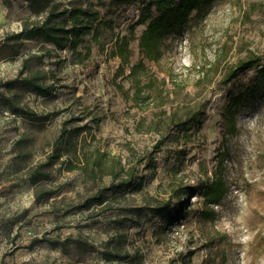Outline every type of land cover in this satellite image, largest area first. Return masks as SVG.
<instances>
[{
	"label": "rangeland",
	"instance_id": "374dc122",
	"mask_svg": "<svg viewBox=\"0 0 264 264\" xmlns=\"http://www.w3.org/2000/svg\"><path fill=\"white\" fill-rule=\"evenodd\" d=\"M144 1L122 13L109 0H54L59 9L82 5L113 21L99 44L88 37L77 61L40 38L17 37L19 25L47 12L36 15L29 0H0V264H264V82L255 69L225 83L241 60L264 64V0H210L163 38L155 61L140 49L146 26L131 34ZM118 35L130 40V66L143 63L149 74L142 90L112 54ZM25 77L53 91L39 94ZM240 96L235 109L230 103ZM192 115L195 125L180 124ZM170 124L179 126L170 131ZM79 129L70 152L66 143ZM77 149L79 157L106 153L109 166L110 156L126 170L136 166L142 190L110 196L107 208H81L112 179L68 171L64 161ZM55 150L59 161L42 170L51 177L34 184L30 175ZM218 178L227 194L206 221L201 187ZM182 191L189 193L179 201ZM169 197L172 209L156 214L153 200Z\"/></svg>",
	"mask_w": 264,
	"mask_h": 264
},
{
	"label": "trees",
	"instance_id": "16d2710c",
	"mask_svg": "<svg viewBox=\"0 0 264 264\" xmlns=\"http://www.w3.org/2000/svg\"><path fill=\"white\" fill-rule=\"evenodd\" d=\"M31 2L32 11L38 15L47 12V16L41 19L39 23H26L23 25V31L17 35L20 40H32V39H42L44 43L54 45L58 50H69L71 51L73 57L77 61L83 58V53L80 51L89 36H92L93 41H97L100 34L101 28H112V20L104 19L101 16V12L94 10L90 7H83L82 5L70 4L69 7H63L59 9V4L53 2L54 0H29ZM109 7L112 10H118L122 13H127L132 4L137 3L138 0H109ZM210 0H149L144 1L142 11L140 12L139 18L135 25L131 29L132 37L135 32L136 26L143 25L146 26V30L143 32L140 38V49L143 51L144 55L153 61L161 58L162 54L160 52V46L162 45L163 38L171 34H177L190 20L194 11L200 14L206 8L205 6ZM98 4H104L105 0H96ZM53 4V5H52ZM52 6L50 11L47 10L48 6ZM116 44L113 50V56H117L121 60L122 69L125 66L129 67L130 76L135 77V84L138 86L137 91L142 90V80L143 78H148L149 74H145L143 69L145 65L143 63H138L136 65L130 66V40L127 37L119 36L116 38ZM87 55L91 54V49L87 48ZM24 63H27L24 62ZM26 68L24 64L23 69L19 72V77L12 80V83H17L21 81L23 72ZM259 70L260 80L264 82V64H262V59L260 57L249 58L247 60H241L239 63L228 73L225 83H230L236 80L241 73L248 70ZM145 76V77H143ZM26 82L28 86L34 89L39 94H50L53 91L52 85H46L43 82H39L36 77H25L22 79ZM148 85H151V80L148 81ZM243 98L238 97L232 99L231 106L237 108L241 105ZM10 113V112H9ZM15 116V115H14ZM229 118L228 122L231 125L235 124V115H226ZM198 122V117L192 115L187 123H180L195 125ZM179 125H171L170 131ZM82 130V129H81ZM81 130L77 132L74 131L71 136H73L70 142L66 143V149L72 152L73 145L75 144L76 138L81 135ZM77 148V145H76ZM75 149V148H74ZM58 151V150H57ZM56 150L52 155L49 156L47 162L43 165L39 164L30 175L29 179L34 184H38L43 179H49L52 172H42L43 168L46 166H55L60 159V155ZM79 150H75V157H69L64 161L67 165L68 171L72 172L77 168H81L86 173H90L92 177L99 176L102 177L105 174L109 175L111 184L109 187L104 189H99L93 194L88 200H86L81 208L90 210L93 206L106 207L109 203L110 196L116 198L122 194L125 196V192L133 189L136 191L142 190L143 177L138 178V169L136 166H131L126 170L123 166L121 160H117L115 157H108L113 159V162L108 163L102 160L107 154L103 155L97 153V156L93 158H88L85 154L79 157ZM151 154L150 156H152ZM76 158L77 162L74 160ZM55 162V163H54ZM76 162V163H75ZM144 162L149 165L154 164L152 157H146ZM203 191V197L205 198V205L207 208L203 211V217L206 221H212L214 219V211L210 209L213 203H220L227 194L226 185L222 178H218L212 181L211 185L201 187ZM189 192L182 191L179 193V201L183 197L188 195ZM172 196V195H171ZM172 197H169L167 201H159L158 199L153 200L154 206L152 210L159 215H166L168 211L172 209ZM106 210V209H105ZM135 210L134 212H136ZM121 237V236H120ZM49 241V239L40 240V242ZM55 245L58 242L49 241ZM110 252L104 254L106 259L111 258L109 256ZM119 254V253H118ZM115 258H121V255H116L113 252Z\"/></svg>",
	"mask_w": 264,
	"mask_h": 264
},
{
	"label": "built area",
	"instance_id": "2783aa9c",
	"mask_svg": "<svg viewBox=\"0 0 264 264\" xmlns=\"http://www.w3.org/2000/svg\"><path fill=\"white\" fill-rule=\"evenodd\" d=\"M19 28H20V31L22 32L23 31L22 25H19ZM11 117H14V115L12 113H9V112L4 113L5 119H11Z\"/></svg>",
	"mask_w": 264,
	"mask_h": 264
}]
</instances>
